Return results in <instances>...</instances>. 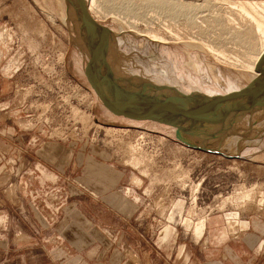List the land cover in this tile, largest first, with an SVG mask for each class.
Segmentation results:
<instances>
[{"label": "rangeland", "instance_id": "obj_1", "mask_svg": "<svg viewBox=\"0 0 264 264\" xmlns=\"http://www.w3.org/2000/svg\"><path fill=\"white\" fill-rule=\"evenodd\" d=\"M246 1L97 0L100 11L91 14L111 30L103 50L113 66L128 58L141 69L129 74L150 77L146 63L214 95L257 74L246 65L256 67L264 47L241 8ZM79 13L77 0H0V264H78L54 233L52 211L40 215L48 208L45 181L53 180L42 181L39 167L46 139L103 154L143 181L141 234L129 242L136 248L124 244L133 264H264V107L232 150L240 156L189 144L170 124L114 113L88 89ZM151 32L168 39L167 53L148 42ZM78 120L69 136L54 127ZM164 229L172 233L162 236Z\"/></svg>", "mask_w": 264, "mask_h": 264}, {"label": "water", "instance_id": "obj_2", "mask_svg": "<svg viewBox=\"0 0 264 264\" xmlns=\"http://www.w3.org/2000/svg\"><path fill=\"white\" fill-rule=\"evenodd\" d=\"M82 19L85 59L83 71L102 102L116 114L135 119H154L175 127L185 142L227 156L239 150L243 133L264 107V52L257 74L238 89L199 95L174 84L148 77L117 72L104 52L110 28L89 11L87 0H77Z\"/></svg>", "mask_w": 264, "mask_h": 264}, {"label": "crops", "instance_id": "obj_3", "mask_svg": "<svg viewBox=\"0 0 264 264\" xmlns=\"http://www.w3.org/2000/svg\"><path fill=\"white\" fill-rule=\"evenodd\" d=\"M67 145L46 139L38 152L42 181L53 177L45 181L41 196L48 208L43 207L40 215L52 211L57 219L54 233L65 237L62 246L77 253L72 260L78 264H133L124 244L136 248L129 242L132 235L141 234L137 214L144 198L143 181L134 180L132 173L103 154L85 153L72 142ZM171 233L164 229L162 236Z\"/></svg>", "mask_w": 264, "mask_h": 264}, {"label": "bare ground", "instance_id": "obj_4", "mask_svg": "<svg viewBox=\"0 0 264 264\" xmlns=\"http://www.w3.org/2000/svg\"><path fill=\"white\" fill-rule=\"evenodd\" d=\"M256 1V0H255ZM87 3H88V8H89V11L90 12H93L94 10L98 13L99 11H100V9H99V6L97 5V0H87ZM263 6H264V0H262L261 2H252L251 0L250 1H246V2H244V3H242L241 4V8H242V10L243 11H245L246 12V14L248 15H250L251 17H252V19H253V22H254V26H255V28L257 29V31H258V33H259V35H260V38H261V41H262V45H263V47H264V16L260 13V9L261 8H263ZM94 16H98L97 14H94ZM98 20V19H97ZM112 29V28H111ZM133 34V33H132ZM141 34V33H140ZM2 35V34H1ZM142 35H144V34H142ZM127 36H128V34H127ZM144 36H147L148 37V42L151 44H154L155 46H157V47H159V50H161V51H164V52H166L167 53V50H168V48H166L165 46L167 45V43H169V41H168V39L166 38V37H164V36H162L159 32H151V33H148V34H146V35H144ZM176 36V37H175ZM126 37V36H125ZM174 37L176 38V39H178L179 40V35L177 34H174ZM139 39V38H138ZM130 42V41H129ZM124 43V42H123ZM151 44V45H152ZM154 46V47H155ZM119 47V46H118ZM210 48H212L213 49V47H210ZM215 49V48H214ZM111 51V49L109 50V52ZM113 51V50H112ZM82 52V51H81ZM215 52H220V51H217V49H216V51ZM82 53H84V52H82ZM113 53V52H112ZM157 53V52H156ZM124 54V53H123ZM126 54V53H125ZM176 54V53H175ZM217 54H219V55H221V57H223V58H226V55L227 54H225L224 52H220V53H217ZM84 55V54H83ZM114 55V54H113ZM110 56V55H109ZM121 56H122V54H121ZM128 56V55H127ZM145 56V55H144ZM111 57V56H110ZM109 57V58H110ZM115 57H116V55H115ZM146 57V56H145ZM77 58V57H76ZM121 58V57H120ZM124 58V57H123ZM127 57H125V59H126ZM134 58V57H133ZM170 58V57H169ZM175 58V57H174ZM261 58V57H260ZM259 58V59H260ZM147 59V58H146ZM112 60V59H111ZM119 60H121V59H119ZM127 60H128V58H127ZM127 60H124L125 62H122V61H120V62H115L114 63V66H113V68L117 71V72H120V73H127V74H129L128 72L130 71V73H134V72H137V74H140V72H141V69H140V67L138 68V67H135L134 66V61H127ZM167 60V59H166ZM166 60H165V62H166ZM172 60H173V58H172ZM77 61V60H76ZM164 62V60H161V62ZM168 61V60H167ZM176 61H177V59H176ZM151 62V61H150ZM178 62V61H177ZM77 63V62H76ZM170 63V62H169ZM113 64V63H112ZM145 65V71H143L144 73H146V74H149L150 75V77H148V78H150L151 80H154V81H157V82H169L170 84L172 83V84H174V85H176V86H178L180 89H182V90H184L183 89V87H184V84L189 88V90H191L193 87H196L197 86V83H196V81H195V83H193L192 82V79L191 78H187V81L185 80V78L183 77V79H184V81L181 79V78H179L175 73H171V72H169L168 70H166V69H162L161 70V73H159V71H157L156 69H155V71L154 70H152L149 66H148V64H146V63H144ZM162 64V63H161ZM174 64H175V62H174ZM173 64V65H174ZM164 65V64H163ZM257 65V64H256ZM144 66H142V67H144ZM175 66V65H174ZM248 68H252V70L253 69H255L256 70V67L255 66H252V65H246ZM155 67L157 68L158 67V65L157 64H155ZM154 68V67H153ZM131 69V70H130ZM175 69V68H174ZM257 71V70H256ZM257 73V72H256ZM141 75V74H140ZM145 77H147L146 75H144ZM183 81V83H182V81ZM199 83V82H198ZM229 87V89H230V87L231 86H227V88ZM232 89V88H231ZM189 90H187V92H190ZM184 91H186V90H184ZM192 91V90H191ZM96 93V92H95ZM207 93V92H206ZM127 118V117H126ZM205 227H206V221L205 220H201V221H198L194 226H193V229H194V232H195V234L196 235H198V236H200L202 233H203V231H204V229H205ZM200 238V237H199ZM198 238V239H199Z\"/></svg>", "mask_w": 264, "mask_h": 264}, {"label": "built area", "instance_id": "obj_5", "mask_svg": "<svg viewBox=\"0 0 264 264\" xmlns=\"http://www.w3.org/2000/svg\"><path fill=\"white\" fill-rule=\"evenodd\" d=\"M63 61H64V56H61L60 57V62L61 63H63ZM63 84H65L64 82H63V79H62V81H61ZM78 86V85H77ZM74 88H75V86H74ZM89 90H91V91H93V89H91V88H88ZM94 92V91H93ZM46 110H48V109H46ZM48 119H49V116H46V119H45V121L50 125V123L51 124H53V120H51V121H48ZM77 123L75 124V125H70L68 128L66 127V128H60V126H58L57 124L54 126L55 128H58L60 131H62L61 133L62 134H64L65 136H69L70 134L69 133H72V132H78V129L80 128V126H82V123L80 124V121L78 120V121H76ZM51 126V125H50Z\"/></svg>", "mask_w": 264, "mask_h": 264}, {"label": "flooded vegetation", "instance_id": "obj_6", "mask_svg": "<svg viewBox=\"0 0 264 264\" xmlns=\"http://www.w3.org/2000/svg\"><path fill=\"white\" fill-rule=\"evenodd\" d=\"M75 56L77 57V58L75 57V58H76V60H77L76 62H80V60H78V56H77V55H75ZM76 64H77V63H76Z\"/></svg>", "mask_w": 264, "mask_h": 264}]
</instances>
